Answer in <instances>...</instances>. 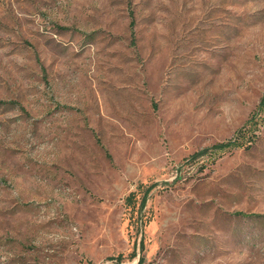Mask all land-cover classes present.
Segmentation results:
<instances>
[{
    "label": "rangeland",
    "instance_id": "374dc122",
    "mask_svg": "<svg viewBox=\"0 0 264 264\" xmlns=\"http://www.w3.org/2000/svg\"><path fill=\"white\" fill-rule=\"evenodd\" d=\"M264 0H0V264H264Z\"/></svg>",
    "mask_w": 264,
    "mask_h": 264
},
{
    "label": "trees",
    "instance_id": "16d2710c",
    "mask_svg": "<svg viewBox=\"0 0 264 264\" xmlns=\"http://www.w3.org/2000/svg\"><path fill=\"white\" fill-rule=\"evenodd\" d=\"M263 217H264V215H263Z\"/></svg>",
    "mask_w": 264,
    "mask_h": 264
}]
</instances>
